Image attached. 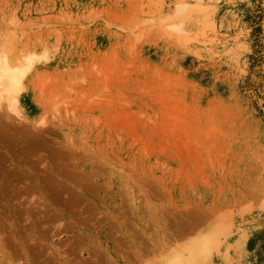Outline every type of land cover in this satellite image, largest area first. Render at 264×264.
Wrapping results in <instances>:
<instances>
[{"label": "rangeland", "instance_id": "374dc122", "mask_svg": "<svg viewBox=\"0 0 264 264\" xmlns=\"http://www.w3.org/2000/svg\"><path fill=\"white\" fill-rule=\"evenodd\" d=\"M0 60V264H264V0H0Z\"/></svg>", "mask_w": 264, "mask_h": 264}, {"label": "bare ground", "instance_id": "6f19581e", "mask_svg": "<svg viewBox=\"0 0 264 264\" xmlns=\"http://www.w3.org/2000/svg\"><path fill=\"white\" fill-rule=\"evenodd\" d=\"M19 69L17 67H13V65L7 61H3V63L0 65V96L4 95L9 99L13 97L15 99L16 93H18V90L20 89L22 84L21 79L23 78L22 77L23 73L21 72H24L23 71L24 69L21 70V72Z\"/></svg>", "mask_w": 264, "mask_h": 264}]
</instances>
